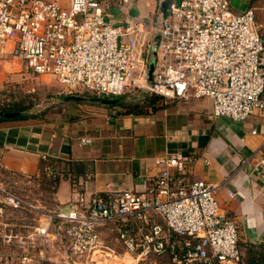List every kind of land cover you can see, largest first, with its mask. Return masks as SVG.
Masks as SVG:
<instances>
[{
  "label": "built area",
  "instance_id": "2783aa9c",
  "mask_svg": "<svg viewBox=\"0 0 264 264\" xmlns=\"http://www.w3.org/2000/svg\"><path fill=\"white\" fill-rule=\"evenodd\" d=\"M132 1L117 4L125 10ZM166 7L145 31L134 20L112 23L100 0H0V55L11 43V57L27 72L52 77L69 95L192 97L209 100L213 117L241 123L257 112L264 118V36L253 10L236 13L230 0H169ZM195 161L190 154H170L157 160L161 170L142 193L79 196L69 212L45 214L44 222L54 217L65 225V262L128 256L135 264L164 258L170 264H244L237 225L216 200L219 187L189 177ZM248 161L264 169V142ZM43 173L57 176L50 164ZM25 207L0 183V216ZM33 229L24 238L0 232L3 244L18 241L21 264L31 262L37 238L48 232L44 225ZM102 231L111 233V244Z\"/></svg>",
  "mask_w": 264,
  "mask_h": 264
},
{
  "label": "crops",
  "instance_id": "0c3cea01",
  "mask_svg": "<svg viewBox=\"0 0 264 264\" xmlns=\"http://www.w3.org/2000/svg\"><path fill=\"white\" fill-rule=\"evenodd\" d=\"M100 1L115 25L134 20L148 31L155 15L166 12L169 0H133L125 10L119 8L117 0ZM230 5L236 13L253 10L264 36V0H230ZM153 35L155 42L157 34ZM10 44L7 48L12 49ZM153 67L152 55L148 60V80ZM48 81L57 83L54 79ZM65 95L59 111L37 119L0 120L2 185L33 184L47 191L51 200L48 214L54 216L79 206V196L89 200L94 194L108 192L142 193L161 170L157 160L176 152L190 154L196 158L190 179L219 187L216 200L221 211L237 225L243 263L264 264V169L248 161L264 142V118L257 112L245 122L236 123L213 117L207 99L156 98L142 106L140 100H116L111 104L97 99H115ZM135 104L140 105L134 107ZM254 129L258 134L251 133ZM43 155L60 169L59 181L53 188H45L39 181ZM42 225L48 232L44 238H37L30 263L47 260L67 264L62 221L53 217L50 222H23L19 227L21 237ZM110 234L102 231L104 238ZM1 256L2 262H7L2 264H8L9 255Z\"/></svg>",
  "mask_w": 264,
  "mask_h": 264
},
{
  "label": "rangeland",
  "instance_id": "374dc122",
  "mask_svg": "<svg viewBox=\"0 0 264 264\" xmlns=\"http://www.w3.org/2000/svg\"><path fill=\"white\" fill-rule=\"evenodd\" d=\"M11 46V44L9 45ZM11 51L10 47H6L4 55H0V112H8L9 110L25 109L24 113L29 114H48L50 111H59L65 102V93L57 84L48 81L53 80L48 76H33L25 69V66L8 56ZM140 96L137 93L124 95L126 102H135ZM95 98V95H86L85 98ZM5 186V185H3ZM9 191L19 195L27 207L18 212L7 211L6 214L0 216V232L9 231L14 235L22 233L19 228L23 222L34 223L45 219L48 214V206L51 203L49 195L37 189L33 184H12L9 182L5 186ZM7 227L5 228V226ZM5 228V229H4ZM112 236L108 235L106 241L110 244ZM37 248V247H36ZM64 250V245H63ZM120 250V251H119ZM20 246L17 240H12L8 244L0 242V264L3 258L1 254L9 255L8 264H21L19 261ZM122 252L121 248H116L115 253ZM34 253V252H33ZM32 253V255H33ZM103 263L94 264H135L134 260L128 256H120L119 258H108ZM160 264H170L167 258L159 262ZM31 264V263H29ZM35 264V263H32ZM37 264H60L39 261Z\"/></svg>",
  "mask_w": 264,
  "mask_h": 264
},
{
  "label": "trees",
  "instance_id": "16d2710c",
  "mask_svg": "<svg viewBox=\"0 0 264 264\" xmlns=\"http://www.w3.org/2000/svg\"><path fill=\"white\" fill-rule=\"evenodd\" d=\"M140 94L139 98L140 99V104H142V106H144V104H150L154 99H156L157 97L155 96H152V95H149V94H144V93H138ZM137 94V95H138ZM119 102L121 101H124V98L123 97H120V98H117L115 99ZM130 103V102H129ZM140 104H135L133 105L134 107H136L137 105H140ZM132 106V107H133ZM26 110L25 109H19V110H9L8 112H0V115H4V114H11V113H18L20 114L19 116L17 117H14V118H5V117H2L0 116V120H27V119H37L41 116H43V114H29V113H24ZM51 165L56 173H57V176L54 178V179H49L47 177H45L44 173H43V170L46 166L48 165ZM60 169H58V165L56 164L55 161L53 160H48V163L47 162H42L41 164V168H40V174H39V181L41 182L42 185L45 186V188H48V187H55V185L58 183L59 181V177H60Z\"/></svg>",
  "mask_w": 264,
  "mask_h": 264
},
{
  "label": "water",
  "instance_id": "95a60500",
  "mask_svg": "<svg viewBox=\"0 0 264 264\" xmlns=\"http://www.w3.org/2000/svg\"><path fill=\"white\" fill-rule=\"evenodd\" d=\"M152 71V69H151ZM151 71L149 72V77L151 76ZM71 99H79V98H71ZM99 102H102V103H111V104H114L115 102H117L116 100H106V99H101V98H98L97 99ZM20 114L18 113H11V114H4V115H0L2 117H5V118H14V117H17L19 116Z\"/></svg>",
  "mask_w": 264,
  "mask_h": 264
}]
</instances>
